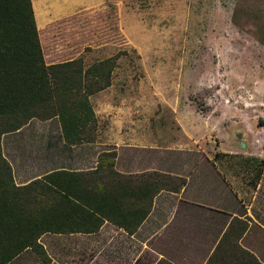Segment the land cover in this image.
I'll return each mask as SVG.
<instances>
[{"label":"rangeland","instance_id":"374dc122","mask_svg":"<svg viewBox=\"0 0 264 264\" xmlns=\"http://www.w3.org/2000/svg\"><path fill=\"white\" fill-rule=\"evenodd\" d=\"M100 8L53 23V36L38 41L45 65L72 60L83 74L105 61L93 84L101 88L87 93L82 82L86 106L59 91L63 117L0 134V152L15 185L100 167L102 177L136 171L135 182L158 173L163 189L123 243L106 232L43 233L39 253L26 248L9 264H209L228 217L247 211L254 219L244 217L229 243L264 264V0Z\"/></svg>","mask_w":264,"mask_h":264},{"label":"trees","instance_id":"16d2710c","mask_svg":"<svg viewBox=\"0 0 264 264\" xmlns=\"http://www.w3.org/2000/svg\"><path fill=\"white\" fill-rule=\"evenodd\" d=\"M105 63L100 61L93 71L89 68L83 74L80 63L72 60L45 65L30 0H0V134L33 117L46 119L57 114L62 118L59 91L86 106L82 82L89 84L87 93L99 90L102 84H93L98 83ZM99 169L86 173L56 169L15 185L0 152V264L26 248L39 253L37 239L43 233L95 232L106 220L131 234L148 214L164 176L154 172L156 179H140L133 185V176L110 170L103 177L114 174L111 184L97 186L95 180L102 177L97 174ZM245 224L237 217L230 219L212 254L216 264H260L229 243L235 235L232 227L242 232ZM156 264L170 262L162 259Z\"/></svg>","mask_w":264,"mask_h":264},{"label":"crops","instance_id":"0c3cea01","mask_svg":"<svg viewBox=\"0 0 264 264\" xmlns=\"http://www.w3.org/2000/svg\"><path fill=\"white\" fill-rule=\"evenodd\" d=\"M103 1H107V0H30V5H31V9H32L34 22H35L38 40H40V38L42 37L43 39H46V41H47V38H49L50 36H53V34H54L53 32L55 31V26L53 25V23L60 21V20L65 21L68 18L77 15L78 13L84 14V13L89 12V11L95 12L96 10L101 9L100 7H101V4ZM112 144H114V146H117L116 143H112ZM123 145H125V144H123ZM127 146L129 147L130 145H127ZM154 147L155 146H151L148 148H154ZM251 156H258V155L252 154ZM93 167L91 166L90 168H93ZM85 168H87V166ZM56 169H58V168H56ZM56 169H53V170H56ZM59 169H63V168H59ZM79 169H81V168H79ZM87 169H89V167ZM117 172H120L123 174H128V175L136 174L135 173L136 171H130V170L126 171V172L125 171H122V172L117 171ZM109 183H111V181H109ZM132 184L135 185V184H138V182H135V179L133 178ZM181 185H182V189H183L184 185L183 184H181ZM162 189H160L157 192V194L160 191H162ZM171 193H173V192H171ZM157 194H155L153 196V198H152L153 201H154L155 197L157 196ZM150 214H151V211L148 212V214L142 220V222L139 224V226L130 235L128 234L126 228H123V227L116 225V224H112L106 220H103L102 224L98 227V229L96 231H98L102 234L104 232H106L112 236L117 235L118 238L121 240L120 242L123 243L125 241L126 236L128 238H133V234L137 230L141 229V226L143 225V223L146 222V220L148 219ZM232 217H237V218L242 219V220L245 217L246 218L245 221L247 224H249L250 218L251 219L253 218V216L249 215L248 211L244 212L242 214H236L234 212L228 217L229 218L228 222L227 223L225 222V225L223 226L222 232L225 230L227 224L229 223V220ZM241 217H243V218H241ZM105 225H108V228H109L106 231L103 230ZM232 232L233 233L235 232L234 227H232ZM94 233L95 232H72V233H70V235L71 234H77V235L88 236V235H91ZM219 236L217 237V239H215L216 242H217ZM216 242H215V244H216ZM11 261H13V259L8 261L6 264H9ZM209 264H216V261L213 260Z\"/></svg>","mask_w":264,"mask_h":264}]
</instances>
